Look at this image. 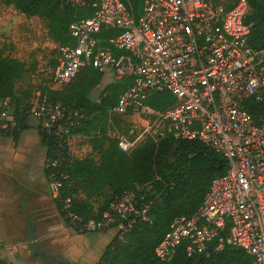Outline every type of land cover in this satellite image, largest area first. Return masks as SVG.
<instances>
[{
    "label": "built area",
    "instance_id": "2783aa9c",
    "mask_svg": "<svg viewBox=\"0 0 264 264\" xmlns=\"http://www.w3.org/2000/svg\"><path fill=\"white\" fill-rule=\"evenodd\" d=\"M78 18L60 45L50 80L68 85L86 68L127 83L112 113L149 118L152 139L198 142L226 160L228 169L211 182L193 216H178L155 248L159 262H170L178 249L187 256L210 257L228 246L244 250L253 264H264V118L245 108L264 95V47L254 49L248 0H61ZM157 93L175 104L150 106ZM60 154L88 115L67 109L45 94L28 108ZM11 98L0 99V136L17 128ZM140 138L120 137L126 154ZM70 156V153L68 154ZM63 158L47 163L51 198L61 204L69 225L84 233L119 231L124 239L136 221L151 222L152 203L145 187L116 196L100 219L80 216L74 197L62 195L68 175ZM16 251L0 243V264H13ZM7 255V256H6Z\"/></svg>",
    "mask_w": 264,
    "mask_h": 264
},
{
    "label": "trees",
    "instance_id": "16d2710c",
    "mask_svg": "<svg viewBox=\"0 0 264 264\" xmlns=\"http://www.w3.org/2000/svg\"><path fill=\"white\" fill-rule=\"evenodd\" d=\"M5 1L13 4L27 17L45 18L48 22L49 37L54 41L62 42L61 45L70 41L68 28L78 15L73 9L63 5L61 0ZM248 1L251 7L249 20L256 23L250 36V45L254 49H260L264 47V0ZM85 70L73 95V99L78 103L77 108L59 102L67 109H80L88 115V120L75 129L73 135L85 133L84 126L93 122L92 114L106 115L108 109H113L127 87V83H112L100 99L92 103L87 97L103 81L105 75L93 68ZM24 72L23 63L4 57L0 49L1 100L13 97L14 82L21 78ZM174 104L175 100L169 93H157L150 99V106L156 110H165ZM245 108L256 120L264 118V96L261 101L248 100ZM28 117V109L19 105L16 108L18 125L11 132L15 138L28 128ZM38 130L47 149V163L56 158L64 159L62 170L67 173L68 178L64 181L62 195L74 197L73 207L80 216L91 218L84 215L75 201L74 182L82 181V189L87 192H97L104 188L114 191V196L105 209L97 217H92L95 219L102 217L116 196L133 191L138 186L145 187L144 192L152 203L151 222L136 221L122 240L117 229L109 230L114 231V234L98 264H253L251 257L244 250L232 246L210 257L196 255L190 258L184 246L178 249L170 262L162 263L155 257V248L169 231L173 220L178 216L191 217L196 214L213 179L224 175L228 169L226 160L206 146L198 142H177L170 138L155 141L151 138L131 154H126L116 143H112L101 152L100 163L97 164L90 159L73 160L68 155L67 145L58 154L55 140L44 133L40 123ZM170 142L178 144L176 151L181 154L173 162L168 161L166 157L170 153ZM55 206L61 219L70 229L78 234H86L69 225L61 204L55 202Z\"/></svg>",
    "mask_w": 264,
    "mask_h": 264
},
{
    "label": "crops",
    "instance_id": "0c3cea01",
    "mask_svg": "<svg viewBox=\"0 0 264 264\" xmlns=\"http://www.w3.org/2000/svg\"><path fill=\"white\" fill-rule=\"evenodd\" d=\"M30 118L18 138L0 136V243L16 251L7 259L13 264H98L114 231L78 234L63 222L49 197L39 122ZM16 217L20 226L14 231L8 220Z\"/></svg>",
    "mask_w": 264,
    "mask_h": 264
},
{
    "label": "rangeland",
    "instance_id": "374dc122",
    "mask_svg": "<svg viewBox=\"0 0 264 264\" xmlns=\"http://www.w3.org/2000/svg\"><path fill=\"white\" fill-rule=\"evenodd\" d=\"M61 43L49 37L48 22L45 18L27 17L20 13L13 4L0 0V49L4 57L25 65L23 76L14 82V95L11 99L16 108L20 105L21 108L28 109L38 94L45 93L55 101L77 108L78 103L73 99V95L86 70H82L68 85H58L50 80L51 73L58 63V49ZM118 91L120 93L121 89ZM92 115L91 121L93 122L91 125L84 126L85 133L74 134L70 140L69 153L75 161L90 159L99 164L101 152L108 145L117 144L122 136L140 138L139 147L152 138L148 131L150 123L147 117L117 115L112 113V109H108L106 115ZM95 117H97L96 120ZM169 145L170 153L166 157L168 161L173 162L181 154L176 151L177 143L170 142ZM73 186L76 189L75 201L83 210L84 215L88 217H97L114 196V191L108 188L97 192L84 191L82 181L74 182ZM49 197L53 206L56 207L50 191ZM8 221L13 224V228H16L14 231L19 230L17 217L13 221ZM49 253L47 251L44 254L49 256ZM33 260H37L35 255Z\"/></svg>",
    "mask_w": 264,
    "mask_h": 264
},
{
    "label": "water",
    "instance_id": "95a60500",
    "mask_svg": "<svg viewBox=\"0 0 264 264\" xmlns=\"http://www.w3.org/2000/svg\"><path fill=\"white\" fill-rule=\"evenodd\" d=\"M112 84L111 78L108 77L107 75L104 76L103 81L96 87L94 88L90 94L88 95V100L91 101L92 103H95L100 97L103 95L105 90ZM41 261H44L43 258H40Z\"/></svg>",
    "mask_w": 264,
    "mask_h": 264
}]
</instances>
